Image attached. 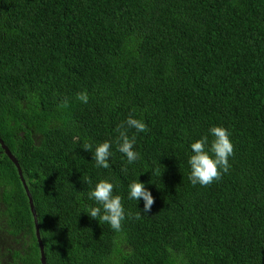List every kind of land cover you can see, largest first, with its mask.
I'll list each match as a JSON object with an SVG mask.
<instances>
[{
    "label": "trees",
    "instance_id": "1",
    "mask_svg": "<svg viewBox=\"0 0 264 264\" xmlns=\"http://www.w3.org/2000/svg\"><path fill=\"white\" fill-rule=\"evenodd\" d=\"M129 115L149 129L131 165L114 131ZM213 125L231 167L193 186L189 145ZM0 140L20 169L0 146L13 264H41L24 188L45 264H264V0H0ZM105 140L96 168L84 146ZM100 180L122 197L119 233L87 215Z\"/></svg>",
    "mask_w": 264,
    "mask_h": 264
},
{
    "label": "clouds",
    "instance_id": "2",
    "mask_svg": "<svg viewBox=\"0 0 264 264\" xmlns=\"http://www.w3.org/2000/svg\"><path fill=\"white\" fill-rule=\"evenodd\" d=\"M77 98L87 103L86 94L80 93ZM59 106L67 107V101H63ZM129 130H134L132 135H129ZM148 130L146 123L133 115H129L114 129L118 133L115 140L116 151L123 155L128 165L140 158V153L136 150L137 134L146 133ZM112 147V142L105 140L95 147L86 144L84 150L91 153L96 168L108 169L109 160L113 155ZM233 155L234 146L228 129L219 125L210 126L207 134L190 143L186 159L189 169L186 165L185 174H189L188 179L193 186H209L221 175L224 176L229 172ZM121 171L127 172V167H123ZM114 187L115 185L108 180H100L95 184L87 196L96 206L90 207L87 215L94 220L98 217L100 221L107 223L112 230L119 233L122 229V221L126 218V210L122 197L114 194ZM127 198L135 201L136 205L142 201L143 208L138 212L144 214L151 212L155 202L152 193L138 179L127 186Z\"/></svg>",
    "mask_w": 264,
    "mask_h": 264
},
{
    "label": "rangeland",
    "instance_id": "3",
    "mask_svg": "<svg viewBox=\"0 0 264 264\" xmlns=\"http://www.w3.org/2000/svg\"><path fill=\"white\" fill-rule=\"evenodd\" d=\"M2 210L3 206L0 204V264H13L14 243L5 230V219L1 216Z\"/></svg>",
    "mask_w": 264,
    "mask_h": 264
},
{
    "label": "water",
    "instance_id": "4",
    "mask_svg": "<svg viewBox=\"0 0 264 264\" xmlns=\"http://www.w3.org/2000/svg\"><path fill=\"white\" fill-rule=\"evenodd\" d=\"M0 146L6 152V154L8 155V157H10V159L12 160V162L14 163V165L17 167L18 174H20V169H19L18 163L16 162V159L13 158L9 154L7 147L4 146V144L2 143L1 140H0ZM24 189H25V193H26V196H27V199H28L29 208H30V211H31L33 220H34L35 236H36V241L38 243L39 250H40V263L41 264H45V257H44V253H43V248H42V244H41V241H40V237H39V227H38V222H37L36 213H35V210H34L32 198H31L29 192L27 191V189L26 188H24Z\"/></svg>",
    "mask_w": 264,
    "mask_h": 264
}]
</instances>
